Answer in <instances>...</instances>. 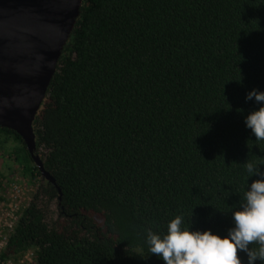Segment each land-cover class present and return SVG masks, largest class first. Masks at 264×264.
<instances>
[{"label": "trees", "instance_id": "16d2710c", "mask_svg": "<svg viewBox=\"0 0 264 264\" xmlns=\"http://www.w3.org/2000/svg\"><path fill=\"white\" fill-rule=\"evenodd\" d=\"M253 89L264 91V0H83L34 120L61 193L0 127V155L37 182L3 258L164 264L147 230L176 216L226 235L259 178L246 164L264 165L244 123Z\"/></svg>", "mask_w": 264, "mask_h": 264}, {"label": "water", "instance_id": "95a60500", "mask_svg": "<svg viewBox=\"0 0 264 264\" xmlns=\"http://www.w3.org/2000/svg\"><path fill=\"white\" fill-rule=\"evenodd\" d=\"M83 0H0V127L23 139L43 178L54 183L36 151L34 120Z\"/></svg>", "mask_w": 264, "mask_h": 264}, {"label": "clouds", "instance_id": "9594fccd", "mask_svg": "<svg viewBox=\"0 0 264 264\" xmlns=\"http://www.w3.org/2000/svg\"><path fill=\"white\" fill-rule=\"evenodd\" d=\"M259 107L245 117V125L264 141V91L253 89L246 95ZM252 162L246 164L249 178L254 180L244 194L240 209L231 214L232 226L226 235L211 229L192 230L183 225V217L168 222L165 233L147 230V244L152 255L164 264H245L239 253L246 254V264H264V169ZM251 245H258L253 249Z\"/></svg>", "mask_w": 264, "mask_h": 264}, {"label": "rangeland", "instance_id": "374dc122", "mask_svg": "<svg viewBox=\"0 0 264 264\" xmlns=\"http://www.w3.org/2000/svg\"><path fill=\"white\" fill-rule=\"evenodd\" d=\"M10 143L16 144L14 141ZM0 169L5 170L7 177L12 178V180H4L0 184V202H4L7 207H10L9 204L12 203L15 210L14 216L18 218L20 212L27 207L32 199L33 193L37 189V182L34 183L22 176L21 169L13 165L8 154L1 153ZM7 259L11 260L14 264H31L33 260L31 252H28V254L18 260L14 259V257Z\"/></svg>", "mask_w": 264, "mask_h": 264}, {"label": "built area", "instance_id": "2783aa9c", "mask_svg": "<svg viewBox=\"0 0 264 264\" xmlns=\"http://www.w3.org/2000/svg\"><path fill=\"white\" fill-rule=\"evenodd\" d=\"M9 206L10 207H7L4 202H0V264H14L11 260L3 258V253L8 241V234L12 231L18 219L14 216L15 210L12 203H10ZM30 252L32 253V251Z\"/></svg>", "mask_w": 264, "mask_h": 264}]
</instances>
